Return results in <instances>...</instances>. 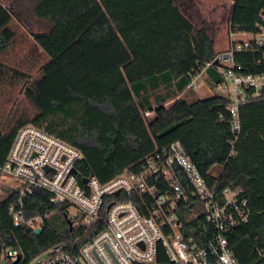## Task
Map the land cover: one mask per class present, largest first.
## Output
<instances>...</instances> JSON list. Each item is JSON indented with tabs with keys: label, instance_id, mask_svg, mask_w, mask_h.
Segmentation results:
<instances>
[{
	"label": "trees",
	"instance_id": "trees-1",
	"mask_svg": "<svg viewBox=\"0 0 264 264\" xmlns=\"http://www.w3.org/2000/svg\"><path fill=\"white\" fill-rule=\"evenodd\" d=\"M34 13L51 23L47 32L34 34L50 60L25 91L37 113L16 122L0 117V165L27 124L79 149L101 182L180 141L211 186L239 188L249 218L228 233L230 249L241 264H264V93L241 107L242 132L231 155L229 99L198 98L188 88L189 73L217 56L209 29L196 27L177 0H38ZM262 13L264 0H234L229 32L259 31ZM12 19L0 2V54L15 40ZM259 57L237 54L236 62L247 72H264ZM4 69L0 62V74ZM207 74L214 88L220 75L214 66ZM78 169L89 174L83 162ZM18 192L0 197V260L5 248L29 262L56 246L78 247L102 228H72L66 207L43 191L27 195L23 204L26 219L43 217L40 232L17 225L10 207ZM157 264H172L164 249Z\"/></svg>",
	"mask_w": 264,
	"mask_h": 264
},
{
	"label": "built area",
	"instance_id": "built-area-1",
	"mask_svg": "<svg viewBox=\"0 0 264 264\" xmlns=\"http://www.w3.org/2000/svg\"><path fill=\"white\" fill-rule=\"evenodd\" d=\"M261 17L264 20V13ZM229 34L227 49L189 73L188 88L205 85L207 68L215 67L221 80L214 88L229 99L235 155L241 107L264 93V72H247L236 56L261 54L256 64L264 62V25L257 32ZM83 158L79 149L45 128L27 124L18 130L0 165V178L18 181L11 188L19 189L10 207L14 222L41 228L43 217L26 219L23 204L27 195L43 191L53 204L66 207L72 228H102L81 246H56L29 262L17 250L5 248L0 264H157L161 249L172 264H241L230 249L228 233L247 222V200L239 198V188L211 186L180 141L156 148L142 163L107 182L89 169L81 176L78 165Z\"/></svg>",
	"mask_w": 264,
	"mask_h": 264
},
{
	"label": "rangeland",
	"instance_id": "rangeland-1",
	"mask_svg": "<svg viewBox=\"0 0 264 264\" xmlns=\"http://www.w3.org/2000/svg\"><path fill=\"white\" fill-rule=\"evenodd\" d=\"M37 1L0 0L12 11L13 19L10 26L16 34L8 50L0 54V62L5 66L0 74V117L6 122H16L24 116L33 117L37 113L36 108L27 100L25 91L41 76L42 68L50 58L35 42L34 34L47 32L51 28L50 21L36 17L34 8ZM177 2L196 27L209 29L215 38L217 52L230 46L232 38L229 34V19L234 0H177ZM234 39H239V36H235ZM164 90L161 89L158 93ZM188 93L182 96L187 97ZM224 94L220 88H212L206 82L197 88L193 95L198 98H209ZM173 101L169 100L166 105L169 106ZM16 185H18L16 180L0 178V197H5L8 190ZM2 262L4 263V259ZM35 263L36 261L32 264Z\"/></svg>",
	"mask_w": 264,
	"mask_h": 264
},
{
	"label": "water",
	"instance_id": "water-1",
	"mask_svg": "<svg viewBox=\"0 0 264 264\" xmlns=\"http://www.w3.org/2000/svg\"><path fill=\"white\" fill-rule=\"evenodd\" d=\"M83 162H84L85 166H86L89 170H91L90 167H89V164H88V162H87V160H86V158H83ZM73 171H75V170H73ZM91 175H93V173H91ZM83 181H84L85 183H87V182L89 181V178H84ZM40 230H41V228H36V229H35V232L38 233V232H40ZM19 259H20V257L18 258V260L16 261V263L19 261Z\"/></svg>",
	"mask_w": 264,
	"mask_h": 264
}]
</instances>
